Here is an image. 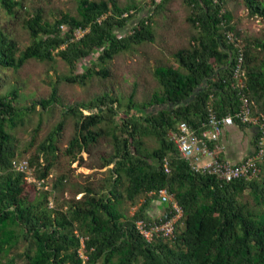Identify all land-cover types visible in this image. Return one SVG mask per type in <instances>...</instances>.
<instances>
[{
    "label": "trees",
    "instance_id": "1",
    "mask_svg": "<svg viewBox=\"0 0 264 264\" xmlns=\"http://www.w3.org/2000/svg\"><path fill=\"white\" fill-rule=\"evenodd\" d=\"M166 1L151 0L147 14L129 25L141 7L121 6L117 0H76V14L60 10L52 18L22 0H0L10 21L18 20L30 36L21 49L7 27H0V69L16 70L28 59L59 58L69 70L59 80L84 84L93 75L105 76L103 64L114 55L154 40L153 18ZM242 1L249 15L264 19V0ZM183 2L195 32L188 47L174 51V64L154 67L160 89L141 103L131 93L122 101L105 91L65 106L64 117L28 159L29 173L14 169L22 151L12 131L23 125L22 115L31 106L45 109L57 101L56 86L49 97L23 109L17 106V87L0 92V264H264V157L256 161L257 171L250 178L219 180L193 171L167 138L179 122L200 133L209 109L217 115L238 109L239 88L234 87L232 69L240 48L245 74L240 93L250 100L253 114L264 116V38L240 44L229 23L226 0ZM93 57L96 62L77 73L82 60ZM68 116L74 120V132L59 149L57 135ZM102 123L108 130L100 128ZM233 126L252 127L239 122ZM108 132L112 152L101 158L100 167L111 166L102 184H87L81 197L50 205L49 192L35 188L49 176L60 153L76 160ZM145 138H153L157 145L147 148ZM256 138L255 131L253 151L242 160L257 151ZM31 176L34 181L27 179ZM65 179L60 175L55 183L62 185ZM161 188L172 200L165 202L161 216L153 218L146 210L158 200ZM139 196L144 197L141 206L126 214L123 202ZM173 203L181 215L172 235L146 239L136 222L164 220ZM21 244L25 247L10 256Z\"/></svg>",
    "mask_w": 264,
    "mask_h": 264
},
{
    "label": "rangeland",
    "instance_id": "2",
    "mask_svg": "<svg viewBox=\"0 0 264 264\" xmlns=\"http://www.w3.org/2000/svg\"><path fill=\"white\" fill-rule=\"evenodd\" d=\"M29 8L41 7L44 15L48 18L62 10L76 14V0H22ZM151 0H117L118 4H135L141 7L139 13L129 23L132 25L136 17L144 16L148 12ZM158 2L159 0H155ZM224 7L230 14V25L237 34V40L241 44L244 39L264 38V19L249 15L242 0H226ZM189 10L183 0H167L163 10L154 16V40L143 42L131 49L120 52L108 60L103 66L107 72L105 76L93 75L84 84L70 83L59 80V77L69 74L66 63L55 58L53 61H39L28 59L20 68L0 69V92L18 88L17 106L22 109L30 106L40 98L49 97L52 87L56 86L57 101L43 109L36 104L25 111L23 125L12 131L17 149L22 151L19 159H28L36 154L39 144L49 131L64 116V107L76 102L87 101L90 98L109 92L113 96L120 97L122 101L131 93L136 102L146 101L153 92L158 91L160 86L156 80L153 69L157 65L174 64L173 53L179 48L188 47L190 36L195 29L187 21ZM7 27L14 39L22 49L30 43L28 31L22 27L18 20L8 18L0 7V27ZM129 28V27H128ZM232 35V34H231ZM95 59V57H93ZM84 59L79 64L77 73H82L84 67L90 66L95 60ZM97 69V68H96ZM154 108H157L155 106ZM86 113V111L84 112ZM107 124H100V128L108 130ZM74 132V120L71 116L66 117L62 130L57 135L59 149L66 147L68 140ZM145 146L149 149L156 146L153 138H145ZM25 150V152L23 151ZM112 152V141L108 133L98 137L90 147V152L82 151L76 160L61 156L58 158L49 176L42 182L37 183L36 190L48 191L50 205L64 202L71 197L82 196L83 186L92 184L100 186L108 176V167H100L101 158ZM43 162V154L40 155ZM35 166L30 167L33 171ZM31 173V172H30ZM60 175L66 177L62 185L55 182ZM35 179L31 176L29 181ZM41 183V184H39ZM55 184L57 187H55ZM38 192V193H39ZM143 196H139L134 202L125 201L122 210L132 215L142 204ZM165 203L153 200L146 213L150 217H159ZM25 245L21 244L11 251L10 256L19 253ZM23 259H17L19 263Z\"/></svg>",
    "mask_w": 264,
    "mask_h": 264
},
{
    "label": "built area",
    "instance_id": "3",
    "mask_svg": "<svg viewBox=\"0 0 264 264\" xmlns=\"http://www.w3.org/2000/svg\"><path fill=\"white\" fill-rule=\"evenodd\" d=\"M81 32L79 30L78 34ZM242 62L243 53L240 48L232 69L234 87L239 88V107L237 110L233 113L217 115L209 109L206 128L200 133L196 132L186 122H179L175 129H170L167 132V138L174 144L180 157L188 163L193 171L213 175L219 180L230 181L237 177L250 178L257 171L256 161L264 157V116L253 114L250 100L243 93H240L245 80ZM236 122L256 128V146L258 149L241 162L232 163L221 155L223 147L219 144V138L225 127L232 126ZM13 166L18 171L29 173L28 161L25 159L14 161ZM163 166L168 172L166 158H164ZM27 179L30 180V177ZM156 195L161 203L172 200V196L165 188L159 189ZM172 207V213L159 222L147 224L143 220H138L136 224L139 232L148 240L155 235L171 236L174 223L181 215V209L176 203H173Z\"/></svg>",
    "mask_w": 264,
    "mask_h": 264
},
{
    "label": "crops",
    "instance_id": "4",
    "mask_svg": "<svg viewBox=\"0 0 264 264\" xmlns=\"http://www.w3.org/2000/svg\"><path fill=\"white\" fill-rule=\"evenodd\" d=\"M255 131V127L245 129L233 125L225 127L219 138V144L223 147L221 155L233 163L242 160L253 151L252 140Z\"/></svg>",
    "mask_w": 264,
    "mask_h": 264
},
{
    "label": "clouds",
    "instance_id": "5",
    "mask_svg": "<svg viewBox=\"0 0 264 264\" xmlns=\"http://www.w3.org/2000/svg\"><path fill=\"white\" fill-rule=\"evenodd\" d=\"M86 110H84L83 112H85ZM87 112V111H86ZM88 113V112H87ZM23 160V159H22ZM26 160V159H25Z\"/></svg>",
    "mask_w": 264,
    "mask_h": 264
}]
</instances>
